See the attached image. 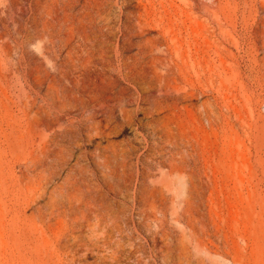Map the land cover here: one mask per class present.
<instances>
[{
  "label": "rangeland",
  "instance_id": "1",
  "mask_svg": "<svg viewBox=\"0 0 264 264\" xmlns=\"http://www.w3.org/2000/svg\"><path fill=\"white\" fill-rule=\"evenodd\" d=\"M0 264H264V0H0Z\"/></svg>",
  "mask_w": 264,
  "mask_h": 264
}]
</instances>
